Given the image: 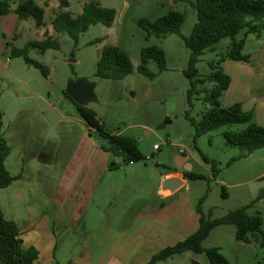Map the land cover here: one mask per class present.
<instances>
[{
    "label": "rangeland",
    "instance_id": "obj_1",
    "mask_svg": "<svg viewBox=\"0 0 264 264\" xmlns=\"http://www.w3.org/2000/svg\"><path fill=\"white\" fill-rule=\"evenodd\" d=\"M7 1L10 11L0 16L1 129L10 149L4 163L20 178L13 185L0 189L3 217L19 220L27 212L45 209L65 213L68 204L54 199L52 192L57 191L55 184L67 164L68 155L83 150L87 156L85 164L87 161L91 170L90 185H86L85 196H81L84 203H88L86 222L89 229L94 227L95 221L105 220L102 218L105 206L114 212L116 209L120 211L127 199L158 202L160 174L175 167L176 155H186L192 170L203 176L186 178L188 184H195L187 196L198 194L199 201L205 195L201 208L206 216L211 214L212 218L224 215L241 203H248L256 187L264 184V148L254 150L252 155L238 157L242 149L229 145L223 136V131H239L247 124H226L195 135L194 127L185 117V112L189 111L191 117L200 119L202 112L209 107L203 98L213 85L198 83L201 92L192 98V106H189L186 92L190 80L184 73L189 48L182 36L190 33L197 20L196 10L190 3L192 0H67L66 9L72 16L79 14L82 6L90 1H99L116 12L110 26L90 25L79 33L76 42L66 32L53 30L52 19L61 10L59 0H34L44 9V25L41 27L35 25L32 17L20 19L14 12V7L24 0ZM170 10L183 14L180 35L172 33L161 39L153 36L146 39V32L138 20L142 17L154 20ZM47 28L59 48L44 52L37 48L28 50L30 58L47 67L48 74L43 75L22 56H12L11 49L21 48L30 40L43 39V31ZM243 35L244 30H241L237 37ZM229 42L230 38L225 37L205 49L195 64L196 78L212 71L210 64L219 61ZM106 45L117 46L128 55L132 71L124 78L95 75L96 62ZM149 45L160 47L165 57L166 68L161 72L153 59L148 61L147 67L156 74L154 78L143 75L137 68L141 49ZM79 76L96 83L94 92L97 100L87 106L94 110L104 132L133 136L144 155L142 160L123 164L120 156L107 151L104 147L108 146V138L88 126L75 105L65 97L67 80ZM28 122L32 128L27 136ZM154 144L157 149H154ZM77 155L75 160H79ZM114 163L119 168L111 169ZM103 175L105 183H102ZM125 182L131 188H123ZM102 184L111 188L102 190ZM185 192L182 189L175 196ZM63 196L65 194L62 193L60 197ZM232 230H235L233 225H221L202 245L209 247L222 243L224 251L230 253L231 245L227 239H233ZM81 240L79 234L66 237L57 247L55 261L65 264L75 254ZM257 248L260 257L264 258V250ZM192 260L198 264H209L205 253L192 251L170 257L167 262L182 264L180 262L191 263ZM55 261L43 256L40 264H56Z\"/></svg>",
    "mask_w": 264,
    "mask_h": 264
},
{
    "label": "trees",
    "instance_id": "obj_2",
    "mask_svg": "<svg viewBox=\"0 0 264 264\" xmlns=\"http://www.w3.org/2000/svg\"><path fill=\"white\" fill-rule=\"evenodd\" d=\"M192 7L196 10L197 20L192 26L187 36H182L185 45L189 48V58L185 75L190 80V87L186 95L189 106H192V98L201 92L198 83H212L209 92L203 100L209 107L202 112L200 119L196 120L190 116L189 111L185 112V117L194 127L195 135L206 133L222 125L231 123H245V128L239 131L225 130L223 136L229 145L238 146L242 152L238 157L251 154L254 150L264 148V126L256 124L253 114L242 109L241 103L235 102L228 106H222L219 97L228 87L230 78L220 68L219 62L225 58L234 60L248 61L249 55L242 53L244 38H238L241 30L246 33L260 35L264 32V0H192ZM10 4L7 0H0V16L10 11ZM59 7H68L67 0H59ZM14 12L20 19L32 17L37 27L44 24V9L37 5L34 0H24L14 7ZM115 18V9L102 7L96 2H87L82 6V10L76 16H72L69 11L60 10L52 19V27L56 32H66L74 42L78 35L88 29L90 25L97 23L110 26ZM183 22V14L176 10L149 20L142 17L138 24L146 32V39L155 37L158 39L166 37L168 34L176 33L180 35V27ZM45 38L42 40H30L21 48L11 49L12 56H22L27 63L39 68L43 75L48 74L46 66L28 56L29 48H37L44 52L47 49H58V42L44 31ZM229 37L230 42L226 52L220 57L216 64L211 63L212 71L204 76L196 78V62L204 53L206 48L222 38ZM153 59L158 71L165 70V57L163 50L157 45L143 47L140 51V62L138 71L143 75L154 78L156 74L147 67L148 61ZM132 71V63L128 55L117 46L106 45L96 62L95 75L102 78L121 79ZM74 105L76 111L91 128L99 131L100 134L108 138V146L104 147L107 151L122 158L123 164L137 162L144 158V155L137 147L133 136L122 134H106L102 124L96 118L93 109L87 105L74 103L64 93ZM2 113L0 111V189L9 185L17 179V175H11L5 167L4 160L9 153V147L2 133ZM168 118H166L167 120ZM208 161V159L201 155ZM186 178H203L199 173L183 170ZM202 196L196 210L199 213L198 228L177 241L173 245L166 246L153 254L145 264H154L158 260L166 259L174 254L184 251L194 253H205L209 264H237L229 261L220 251L218 246L204 247L202 243L210 232L221 225H233L235 227L234 237L244 242H254L264 249V230L261 229L262 216L259 213H249L251 208L258 200L264 197V189H261L248 203L227 211L220 217L212 218L206 216L201 208ZM38 250L33 246L24 247L20 238V232L11 220L3 217L0 209V264H36Z\"/></svg>",
    "mask_w": 264,
    "mask_h": 264
},
{
    "label": "crops",
    "instance_id": "obj_3",
    "mask_svg": "<svg viewBox=\"0 0 264 264\" xmlns=\"http://www.w3.org/2000/svg\"><path fill=\"white\" fill-rule=\"evenodd\" d=\"M96 3L106 7L103 4L101 5L99 1ZM66 8L61 10L68 11ZM44 31H47L48 35L52 37L48 28ZM44 31L43 39L45 38ZM262 34L246 33L244 30L242 53L249 55L248 61L230 58L220 61L221 65L219 63V66L229 76L230 82L220 95L219 102L222 106H228L235 102L241 103L243 110L252 112V120L256 124L264 126V38H262ZM31 128V122H28L26 127L27 136ZM253 152L249 155H252ZM76 153H78L77 159L79 160H75ZM176 156H182L188 162L186 155ZM86 157L84 150L69 154L61 177L55 184L57 191L52 192V197L68 204L65 213L45 209L42 212H27L19 220L14 217H4L15 222L24 247L33 246L38 250L36 264H40L43 256L55 261L57 247L63 244L66 237H74L76 234H79L82 240L74 251L75 254L72 257L70 256L65 264H144L153 254L184 239L198 228L199 213L196 210L198 194L187 196L195 184H188L186 177L183 175L184 169L177 168L175 165L172 170L161 172L160 179L167 175H176L182 178L184 183L176 191L173 193L161 192L160 180L158 181L157 191L160 195L158 202L127 199L122 209L120 211L116 209L114 212L111 207L105 206V208H102V218H105V220L95 221L93 223L94 227L89 229L86 222L88 203L85 204L81 197L82 194L83 197L85 196L86 185H90L89 174L91 170L87 161L85 164ZM118 166L114 163L111 169H117ZM5 167L14 176L6 164ZM133 171L135 170L133 169ZM104 176L102 177V183L103 181L106 182ZM19 178L13 180L6 187L13 185L17 180L19 181ZM130 184H132V181H130ZM130 184L125 182L123 188H131ZM108 188H111V186L102 184V190ZM199 188L201 190V186ZM256 188L250 197L251 199L261 189H264V184ZM182 189L186 192L176 197L175 195L181 192ZM62 193L71 197H60ZM95 195L96 191H94ZM103 198L102 194V201L104 202L105 199ZM241 205H244V203L239 206ZM248 211L249 213L257 212L262 216L261 229L264 230V197L258 200ZM80 230L81 232H79ZM232 236L233 239H227V242L231 245L230 253L224 251V244L221 245L222 243L213 242L214 245L212 246H218L222 254L231 262L237 264H264V258L260 257L257 248L263 249L262 247L254 242L235 239L233 230ZM168 258L158 260L154 264H168ZM55 262L60 264L59 260ZM180 263L190 264L188 261Z\"/></svg>",
    "mask_w": 264,
    "mask_h": 264
},
{
    "label": "water",
    "instance_id": "obj_4",
    "mask_svg": "<svg viewBox=\"0 0 264 264\" xmlns=\"http://www.w3.org/2000/svg\"><path fill=\"white\" fill-rule=\"evenodd\" d=\"M96 83L88 80L86 77L79 76L75 78H69L66 82L64 93L76 104L87 105L90 102L97 100L94 92ZM164 123L161 124L163 126ZM175 165L177 168L184 169L186 171L191 170V164L185 161L182 156H176ZM182 178L176 175H167L161 179L160 191L166 193H173L183 185ZM190 264H198L197 261L192 260Z\"/></svg>",
    "mask_w": 264,
    "mask_h": 264
},
{
    "label": "built area",
    "instance_id": "obj_5",
    "mask_svg": "<svg viewBox=\"0 0 264 264\" xmlns=\"http://www.w3.org/2000/svg\"><path fill=\"white\" fill-rule=\"evenodd\" d=\"M157 148H158V146L156 144H154V149H157Z\"/></svg>",
    "mask_w": 264,
    "mask_h": 264
}]
</instances>
